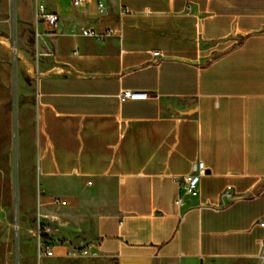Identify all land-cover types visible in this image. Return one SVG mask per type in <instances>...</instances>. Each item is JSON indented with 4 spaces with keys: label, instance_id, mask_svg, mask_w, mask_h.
<instances>
[{
    "label": "crops",
    "instance_id": "1",
    "mask_svg": "<svg viewBox=\"0 0 264 264\" xmlns=\"http://www.w3.org/2000/svg\"><path fill=\"white\" fill-rule=\"evenodd\" d=\"M96 1L36 0L57 23L29 20L35 218L95 264H264V0ZM194 160L197 193L176 203Z\"/></svg>",
    "mask_w": 264,
    "mask_h": 264
},
{
    "label": "rangeland",
    "instance_id": "2",
    "mask_svg": "<svg viewBox=\"0 0 264 264\" xmlns=\"http://www.w3.org/2000/svg\"><path fill=\"white\" fill-rule=\"evenodd\" d=\"M35 2L0 0V264H95L100 257L39 259L35 255L36 191L31 177V143L24 138L32 108L29 84L24 79L34 71L35 33L30 21ZM61 211L68 216V211ZM82 229L92 235L90 215Z\"/></svg>",
    "mask_w": 264,
    "mask_h": 264
},
{
    "label": "built area",
    "instance_id": "3",
    "mask_svg": "<svg viewBox=\"0 0 264 264\" xmlns=\"http://www.w3.org/2000/svg\"><path fill=\"white\" fill-rule=\"evenodd\" d=\"M87 0H70L73 6H77L86 2ZM102 1L97 0V7L102 6ZM35 23H44L47 29L54 27L57 23V15L52 12H46L42 8L34 12ZM82 36L91 37L97 41H102L112 34V29L108 28L103 32H96L93 29L82 28L80 30ZM154 54H157L155 51ZM119 98L124 100L128 99H146L147 93H135L130 90H123ZM205 172L203 163L199 160L191 162L190 171L186 173L177 185L178 197L176 203H180L181 194L195 195L200 176ZM230 185H226L219 193V199L230 198ZM50 203L53 205L61 204L62 201L58 197H51ZM258 225L264 226V218L257 221ZM35 255L37 258H63V259H77L81 257L94 256L95 251L92 249L91 244H74L71 241L64 239L60 235L59 225L56 217L47 212H39L35 218ZM264 245L263 241L260 243ZM259 258L264 259V251L260 253Z\"/></svg>",
    "mask_w": 264,
    "mask_h": 264
},
{
    "label": "water",
    "instance_id": "4",
    "mask_svg": "<svg viewBox=\"0 0 264 264\" xmlns=\"http://www.w3.org/2000/svg\"><path fill=\"white\" fill-rule=\"evenodd\" d=\"M13 83H14V80H13ZM13 93H14V86H13ZM14 104V102H13ZM15 212H16V200H15Z\"/></svg>",
    "mask_w": 264,
    "mask_h": 264
}]
</instances>
